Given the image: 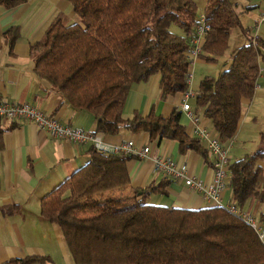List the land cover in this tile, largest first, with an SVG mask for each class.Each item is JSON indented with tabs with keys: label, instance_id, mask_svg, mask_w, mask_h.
<instances>
[{
	"label": "trees",
	"instance_id": "1",
	"mask_svg": "<svg viewBox=\"0 0 264 264\" xmlns=\"http://www.w3.org/2000/svg\"><path fill=\"white\" fill-rule=\"evenodd\" d=\"M26 0H0L6 9ZM78 20L58 14L31 46L33 70L75 110L95 117V131L114 135L121 129L146 132L149 140H176L181 151H207L180 123L181 111L163 117L150 110L122 115L131 86L159 76L161 97L188 90V36L197 19L193 0H66ZM209 30L199 58L216 62L239 25L229 0H207ZM175 24L181 32L171 29ZM17 27L5 31L10 46ZM264 40L251 39L230 53L217 75H205L194 93V106L208 118L222 144L234 137L241 100L251 99L259 76ZM258 147L229 162V186L235 205L260 204L264 221V132ZM2 131L0 130V148ZM88 161L40 200L39 217L55 223L75 264H264V244L250 224L222 205L197 209L148 202L166 195L167 180L133 190L131 196L107 191L129 184L126 163L132 154L103 153L90 147ZM96 199L91 201L92 197ZM90 199V201H89ZM16 206L2 208L4 213ZM76 212L83 216L77 217ZM44 256L13 258L0 264H39Z\"/></svg>",
	"mask_w": 264,
	"mask_h": 264
},
{
	"label": "crops",
	"instance_id": "2",
	"mask_svg": "<svg viewBox=\"0 0 264 264\" xmlns=\"http://www.w3.org/2000/svg\"><path fill=\"white\" fill-rule=\"evenodd\" d=\"M193 1L197 8H201L199 17L203 14L207 0ZM229 1L234 4L239 25L230 31L229 53L223 57L220 70L229 65L232 50L246 44L249 39L264 40V24L256 27L259 16L264 13V0ZM60 13L75 20L73 7L66 0H26L11 9L0 5V99L33 105L73 128L90 134L98 133L109 147H116L127 141H132L137 149L148 146L147 157L140 158L137 154H132L133 158L127 161L129 184L122 189L107 191L106 195L131 196L133 190L157 185L166 179V195L150 194L148 202L187 209L213 205L206 201L200 192L186 186L182 181L166 178L162 173L153 170V156L168 157L178 165L185 164L189 177L208 184L213 175L212 158L208 153L203 158L192 149L181 151L179 143L172 139L151 141L146 132L133 133L121 129L117 134L110 135L95 131L96 121L91 113L73 109L62 99L60 93L36 76L30 53L31 46L43 37L46 29ZM11 27H17L18 31L12 46L5 38V31ZM176 32L180 33L181 30ZM200 60L202 59L198 57L195 61ZM200 79L192 89L188 88L192 94L197 91ZM185 93L176 92L161 97L159 76L154 75L146 82L131 86L122 115L124 118H130L134 112L146 115L153 110L156 114L167 117L172 111L179 110L180 123L185 127L187 135L199 138V130L216 135L202 110L195 108L194 96L187 98ZM184 103L189 104L195 115L194 121L182 110ZM248 121L259 124V141L261 133L264 132V51L259 58V76L253 96L251 99L241 100L237 131L232 140L225 144L229 147V152L242 124ZM0 130V263L34 255L48 258L39 264H75L59 227L39 217L40 200L88 161L91 143L75 144L53 138L31 122L15 123L0 118ZM245 153L248 152L242 155ZM233 158L229 155V162L235 160ZM260 164L264 166V162ZM220 194L223 203L232 199L229 185ZM91 199L93 201L96 196ZM6 206H16L17 209L4 213L2 208ZM261 209L262 206L258 203L247 207L248 212L256 217Z\"/></svg>",
	"mask_w": 264,
	"mask_h": 264
},
{
	"label": "built area",
	"instance_id": "3",
	"mask_svg": "<svg viewBox=\"0 0 264 264\" xmlns=\"http://www.w3.org/2000/svg\"><path fill=\"white\" fill-rule=\"evenodd\" d=\"M259 24H264V13L259 16L256 27ZM209 30L205 22L204 15L201 14L197 18V25L188 36L190 69L194 61L202 53L201 42L205 33ZM255 42V40H251ZM187 76L188 88L191 82V70ZM187 98L194 96L191 91H185ZM187 116L191 120H195V115L190 109L189 104L182 105ZM0 118L15 122H31L36 127L44 130L51 137L61 140H67L75 144L91 143L92 147L103 153H123V154H137L140 158L147 157L149 154L148 146L140 149L134 147L132 141H127L119 146L109 147L103 141L98 133L90 134L86 131L73 128L64 122H61L54 116L47 115L37 109L35 106L27 103H18L14 101H5L0 99ZM198 137L202 142L205 150L212 158L213 175L211 182L208 184L202 183L188 176L187 166L185 164L178 165L170 158L153 156V170L162 173L166 178L172 180H180L186 186L201 193L202 197L213 205H222L228 211L240 215L244 218L250 226L255 230L259 240L264 244V221L255 218L249 212L238 208L233 199L227 203H223L221 192L229 185V147L222 144L217 135H211L205 130H199Z\"/></svg>",
	"mask_w": 264,
	"mask_h": 264
},
{
	"label": "rangeland",
	"instance_id": "4",
	"mask_svg": "<svg viewBox=\"0 0 264 264\" xmlns=\"http://www.w3.org/2000/svg\"><path fill=\"white\" fill-rule=\"evenodd\" d=\"M200 9L201 8H197L195 9V17L197 19L199 13H200ZM75 19H77V16L75 15ZM197 25V24H196ZM196 27V26H195ZM171 29L177 31L179 30L178 27L175 24L171 25ZM228 47L226 49V51L222 54V57H220L216 62H207L204 59L200 60V61H195L192 65H191V82H190V89L193 88V86L198 83V80L203 77L204 75H212L215 76L217 75L222 68V63H223V57H225V55H228ZM197 62V64H196ZM215 67V68H214ZM192 83V84H191ZM258 127L259 124H252V122L250 123L248 122H244L242 124V127L240 129V133H238L239 135L235 137V141L233 144V148L230 150V154L231 156H233L235 159V157L242 155L244 152H253L254 150H256V148L258 147ZM251 214V213H250ZM75 215L77 217H89V216H83V214L81 212H76ZM255 218H257L255 216Z\"/></svg>",
	"mask_w": 264,
	"mask_h": 264
}]
</instances>
